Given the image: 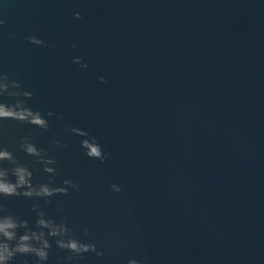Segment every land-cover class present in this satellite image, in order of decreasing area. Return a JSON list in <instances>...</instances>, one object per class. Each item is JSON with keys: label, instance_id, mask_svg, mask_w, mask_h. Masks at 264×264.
Listing matches in <instances>:
<instances>
[{"label": "water", "instance_id": "obj_1", "mask_svg": "<svg viewBox=\"0 0 264 264\" xmlns=\"http://www.w3.org/2000/svg\"><path fill=\"white\" fill-rule=\"evenodd\" d=\"M0 20V72L50 124L2 121L0 144L46 183L19 149L31 133L58 162L52 187L81 188L9 208L30 224L34 204L66 217L103 252L78 264H264V0H0ZM70 127L108 159L87 157ZM52 245L48 264H74Z\"/></svg>", "mask_w": 264, "mask_h": 264}, {"label": "clouds", "instance_id": "obj_2", "mask_svg": "<svg viewBox=\"0 0 264 264\" xmlns=\"http://www.w3.org/2000/svg\"><path fill=\"white\" fill-rule=\"evenodd\" d=\"M75 16L77 19L80 18L79 13ZM4 23L0 20V25ZM27 39L31 44L45 45V41L36 36H30ZM73 62L81 64L78 57L74 58ZM81 67L86 68L87 64H81ZM100 81L105 82L104 77H100ZM4 97L12 103L5 102L2 99ZM32 98L33 93L24 89L19 80L11 79L7 73L0 72V122L13 120L47 132L50 128L48 119L40 111H34L28 106V101ZM46 115L52 117L54 113L48 111ZM57 119L62 117L57 116ZM5 130L6 126L0 123V134ZM68 131L83 138L80 144L87 157L99 160L101 163L108 159V154L103 151L96 137L87 130L70 127ZM55 144L63 148L68 147L67 144H61L59 140H56ZM19 149L25 155L36 158V162L42 165L43 171L48 174V181L34 184L33 172L29 166L22 163L13 151L0 144V264H20L19 257H25L22 264H33L26 259L27 257H34V264H48L53 246L52 240L57 249L69 253L67 257L60 259L74 262V264H78L86 253L103 256V252L99 251L91 240L85 242L73 234V229L68 226L66 217L57 223L56 220L48 217L39 205L34 204L31 210L36 213V219L33 224H30L27 219L7 206L5 201L8 197L44 199L45 203H49L51 197L58 194L67 195L69 189L81 191L80 185L71 179H65L61 187H52L58 162L46 149L36 146L31 133L20 139ZM110 189L116 193L122 190L116 183H112ZM84 236H90L89 229H84ZM127 264H140V261L129 259Z\"/></svg>", "mask_w": 264, "mask_h": 264}]
</instances>
